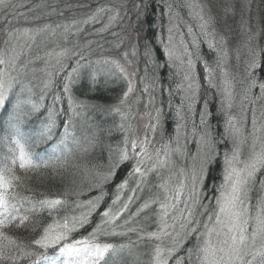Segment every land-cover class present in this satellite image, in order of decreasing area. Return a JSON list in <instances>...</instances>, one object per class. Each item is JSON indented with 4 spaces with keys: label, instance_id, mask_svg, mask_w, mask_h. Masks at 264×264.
Masks as SVG:
<instances>
[{
    "label": "trees",
    "instance_id": "16d2710c",
    "mask_svg": "<svg viewBox=\"0 0 264 264\" xmlns=\"http://www.w3.org/2000/svg\"><path fill=\"white\" fill-rule=\"evenodd\" d=\"M192 1L196 0H9L6 3L7 6H2L0 10V55H3L4 58L10 56L11 46L8 47V44H12L11 42L17 37V29L44 26L49 22L71 15L78 16L80 19L78 27L74 26L70 32L66 33L67 40L60 42L61 45L64 43L71 45L66 56H58L47 61L46 57L51 51L49 48L53 44V42H49L51 38L46 41H38L30 54H36L33 60L36 62L37 71L42 74L40 79L53 82L49 93L44 96L43 100H40L42 107L36 112L46 120L49 118L50 108L55 113V126L50 139L40 136L49 120L44 123L38 136L28 134L34 142L32 148L34 154L45 159L60 154L59 151H55L53 154L47 151H50L52 147L57 148L63 138L65 123L73 114L69 109V94L64 91L66 83L70 88H73L70 94L76 104L82 105L76 107V112H82L85 117L83 120H86V122L72 123L77 127L69 129L71 133H74V136H71L67 142L68 147L73 149V155L64 168H58L55 171L51 168L41 169L39 173L28 174L32 177L29 181L31 188L48 196H60L67 200L65 209L59 213L60 216L79 215L81 212H87L89 210L87 202L102 197L98 202V207L89 216V222L73 232L72 239L85 237L92 232L100 223L101 214L112 205L117 195L120 196V200L114 206V210L122 206V199L125 198V195L133 197L132 204L136 209L140 208L147 200L157 197L160 201L165 199V194L159 196L153 190L154 185L165 181L164 167H158L149 172L144 178L143 185L139 188L134 187L135 192L131 186L139 177L129 176L135 165L134 159L112 168L116 153L123 146L125 136H128L126 119L122 120L121 116L113 111L115 107H119L120 111L125 113L124 103L121 104V100L125 102L124 93L127 91L128 79L125 72L122 73L111 63L113 60L118 61L121 67L126 66L134 71L137 81L136 91L145 89L151 91L154 101L153 113L156 115V109L160 110L155 148L160 150V157H164L165 145H167L169 153L167 157L173 158L170 155L173 154L180 160L184 170L183 173L180 170L184 179L180 178L181 175L178 173L176 182L171 181V184H177L175 186L184 184L181 202L174 209L177 210V219L174 222L175 232H180L183 235V231H186V229L181 230L180 228V224L183 222L182 210L183 215H187L185 201H187L188 207L193 209V219L200 222V232L204 231L203 225L208 223V215L213 212L215 207V197L219 195V186L224 181L225 154L230 156L235 145V147H239L242 157L248 154L251 146L248 137L251 136L249 131L252 124L250 122H253L249 115L257 106L264 105V96H261L258 87L259 83L264 82V48L260 49L257 54L259 67L250 70L249 67L238 63L233 70L231 74L232 107L226 108L220 102L223 98L220 82L224 73L223 65L226 63L221 61L222 54L218 45L211 41L215 47H210V41L206 39L205 34L199 33L195 28L192 20L194 11ZM169 6H171V11ZM97 8L106 10L98 14L96 21L83 23ZM108 9L113 11H108ZM117 12L118 15H116ZM111 15H116V19L109 23ZM172 19L179 21L181 30L186 34L185 42L189 45V53L192 54L191 58L194 62V75L199 84L192 111L189 113L185 103V106L180 110V116L177 115V109L185 95L184 91L178 87L183 84L182 75L176 60H170L165 51L167 30ZM105 25L108 27L104 31H99V29L105 28ZM189 28H191V32H189ZM79 40L84 41L79 42ZM4 45L7 51L4 50ZM133 49H135V55ZM146 50H150V56H145ZM125 52L128 53L127 57L124 56ZM24 61L26 62V60ZM218 61H220L219 64ZM77 62L80 65L78 72L72 73V69L78 67ZM206 64L208 68L212 69L211 77L205 70ZM10 65H0V68L6 69L11 76ZM250 71L252 76H249ZM70 73H72L71 81L66 79ZM253 78L257 81V87L251 89L248 99H244L245 89ZM19 79V81H15L9 99L5 102V107L0 109V128L5 126V123L9 124V118L14 114L13 105H15L17 97L23 94L21 89L34 84L37 87L42 85L31 74H25ZM39 96V93L35 94V101H39L37 100ZM57 96L59 99H56ZM205 101L208 102L206 110L209 113L206 117V126L201 124L200 116L201 112L205 110ZM30 113L29 110L27 118L25 115L22 116V122H27L26 126L29 123ZM229 114L235 118L233 123L237 122L235 126L240 129L237 135H233L228 130ZM239 118L242 121H239ZM121 124L124 125L123 130L119 127ZM178 124L181 125L179 131L177 130ZM205 132L210 136L214 146L211 153L213 158L212 162L205 166L203 182H198L196 186L199 203L193 204V200L189 199L192 192L191 175L194 170L199 174L201 161L208 152L207 146L199 144L200 135ZM10 133L11 131L6 134H3V131L0 132L4 136L10 135ZM86 137L88 139L94 137L95 144L89 147L87 152H84L77 148L73 139L80 140L81 147H83L87 144ZM6 154L7 148L5 150L0 145V158ZM146 167H150V163L146 164ZM110 170L114 174L106 180L102 179V176ZM159 171L163 172L161 176H158ZM20 174L23 175V173ZM126 179L128 186L118 191L117 186ZM263 183L264 169H261L250 184L252 191L250 201L257 196ZM21 192L25 195L33 194L24 192L23 189ZM65 193H67L66 196ZM172 194L174 193L170 192L169 195ZM78 205L80 206L78 207ZM157 211L159 214V203L152 204L140 213L143 218H133L127 226L116 227V231H127V228L137 226L142 231H156ZM130 216L132 214L128 215L127 211L124 212L116 224L123 225ZM34 219L39 220L41 226L51 222L47 213ZM111 230L109 227L108 231ZM39 231V228L32 231L31 227L27 230L11 228L8 230V235L28 242L39 235ZM197 235L188 236L176 253V256L185 258V264H188L187 249L197 243ZM98 239L101 243L131 245L139 259L136 260L135 257L127 256L125 253V264H148L152 248L157 243V241L149 240L146 237L140 238V231L128 232L123 236L101 235ZM166 242H169V246H171L170 239H166ZM48 254L53 255L54 253L49 250ZM19 264H28V262L22 260ZM169 264H176L175 257L170 259Z\"/></svg>",
    "mask_w": 264,
    "mask_h": 264
},
{
    "label": "snow or ice",
    "instance_id": "6c2138e0",
    "mask_svg": "<svg viewBox=\"0 0 264 264\" xmlns=\"http://www.w3.org/2000/svg\"><path fill=\"white\" fill-rule=\"evenodd\" d=\"M0 6H7L6 0H0ZM105 8H97L95 12L84 20L83 23L96 21L98 14L104 12ZM171 11V6H169ZM108 11H113L108 9ZM118 15V12L116 13ZM116 15L109 16V23L116 19ZM199 19L202 21L200 28L206 35H211L207 31L211 18L204 19L202 13H197ZM73 21V24H76ZM45 29L49 28V25L44 26ZM59 27V25L57 26ZM69 26H65V32L68 31ZM105 28L99 29L104 31ZM40 29L39 31H43ZM31 30L24 29V33L28 34ZM79 31V29H78ZM171 32V29H169ZM191 32V28H189ZM11 35V34H10ZM34 38V37H33ZM223 39V38H222ZM171 41V36H169ZM210 47H215L211 41ZM119 47V45H117ZM166 54L169 59H176L180 61V64L185 63L181 56H178L174 49L171 47H165ZM184 52L187 54V70L184 72L183 79L185 84L178 85L185 95L182 97V103L177 109V115L180 116V110L185 106L189 113L192 111L193 105L197 98L199 84L194 75V62L191 58L192 54L188 52L185 47ZM68 50H63L58 53V56H66ZM135 55V49H133ZM145 56H150V50L145 51ZM128 53L125 52L124 56L127 57ZM19 58L18 54L9 56L6 60L3 55H0V65L11 64L15 66L16 60ZM82 58V57H81ZM59 63V61H57ZM108 62V61H106ZM122 73L125 71L118 61H111ZM220 61H218V64ZM72 69V73H77L80 67ZM249 69H256L259 67V61L254 54L248 65ZM205 70L208 72L209 77L212 75V69L205 65ZM72 73L66 78L69 81L72 79ZM226 75V73H224ZM249 76H252V72H249ZM15 83V78L10 76L4 68H0V109L5 107V102L9 99ZM52 80L45 81V88L52 85ZM257 87L256 79H251L248 87L245 89L244 99H248V94L251 89ZM261 96H264V82L258 85ZM232 84L228 79L223 80V94L224 100L222 103L226 108L232 107ZM132 83L129 81L128 91L124 93L125 99L128 94L132 92ZM24 89H21L23 92ZM30 91V89H29ZM64 91L69 93V109L72 111L73 116L78 115L76 107V101L70 94V86L68 83L64 85ZM147 91V89H145ZM56 99H59L57 96ZM43 100V97H41ZM124 100H121V104ZM207 101H205V110L201 112V124L206 126V117L209 115L207 112ZM28 104L31 106V111H38L42 105L34 103L32 100H20L17 97L14 108V114L9 118V128L11 133L4 137L6 142L7 154L0 158V264H19L20 261L26 260L28 264H125V253L127 256H138L132 251L131 245H115L111 243H101L98 237L104 236H123L128 232L140 231V238H148L149 240H155L150 253V260L148 264H169L170 259L175 257L176 264H185V258L176 256V253L183 246L185 239L193 234L197 235V243L187 249V261L188 264H264V196L258 201L255 208V214L253 215L250 205L249 193L250 184L253 181L256 173L264 169V147L260 151H255V143L258 139L255 136L256 132L261 131L260 128H256V121L253 120L254 125V139H253V151L249 158L244 161L240 158L239 147H234L232 154L229 156L225 154V170L224 181L219 186V195L215 197V207L213 212L208 215V223L203 225L204 231L200 232V222L193 219V209L188 207L187 201H185V208L187 215L181 213L183 222L180 224L183 235L180 232H175V225L169 224V212L171 209H175L176 205L181 202V196L183 195L184 184L181 183L174 190V194L169 195V189L167 188V182L159 185V187L165 193L164 201H160L159 197L145 201L140 208L137 209L129 219L124 221L123 225H117L116 221L126 212L129 208V202L133 200L132 196L128 197V201L125 202L120 208L114 210V206L120 200V196L117 195L110 205L102 214L101 221L87 236L79 239H72V233L82 228L89 222V216L98 207V202L102 197L96 198L95 201H88V211L81 212L79 215H63L59 213L65 209L67 200L60 196H48L44 193H40L37 190L29 186V181L32 179L29 173H39L41 169L51 168L55 171L58 168H64L69 158L73 155V149L69 148L67 141L70 136H74L69 129L73 127L72 117L65 123V131L63 138L59 142L55 151H59V155L49 156L48 158L37 157L32 151L33 141L30 136L21 131L20 124L22 122V116L24 113L21 111V105ZM114 112L121 116V119H125V113L120 111L119 107L113 109ZM160 110L156 109V115L152 117L155 123H150L146 128H150L154 133L159 124ZM55 113L49 109V123L45 126L44 131L40 133L41 137L51 138L52 129L55 126ZM181 119L183 117L181 116ZM234 117H229L227 121L228 130L233 135H237L240 129L233 123ZM15 121V122H13ZM120 129H124V125L121 124ZM181 125H177V130ZM264 127V126H262ZM195 131V129H194ZM87 144L81 147V141L73 139V143L80 148L81 151L87 152L89 147L95 144V138H85ZM151 141L148 139L147 133L144 138L137 140H129L126 135L123 141V146L120 147L116 153L115 162L112 168L119 166L125 161L136 159L132 172L129 176H138L137 187L139 188L144 183V178L149 172L156 170L158 167H164L167 163L168 146L165 145V155L162 159L160 157V150L157 149L155 153L150 154L148 151V145ZM199 144L207 146L208 152L204 155L201 161V168L199 174L194 170L191 175L192 192L189 199L193 200V204L199 203V195L197 193V183L203 182V175L205 166L212 162L211 153L214 150L210 136L205 132L200 135ZM63 146V147H61ZM129 146L132 150L130 155ZM139 149V151H136ZM150 163L151 167H146V164ZM242 165V166H240ZM20 173H23L20 174ZM113 171L102 176V179H108L113 175ZM128 186V180H124L118 185V191ZM21 189L27 193H33L31 195L22 194ZM135 192V189H133ZM65 196L67 193L64 194ZM42 197V198H38ZM159 203V214L157 220V230L146 232L137 227L127 228V231L117 232L116 227H125L135 216H139L141 212L148 209L152 204ZM80 205H78L79 207ZM47 213L51 218V222L41 226L39 220L34 219L41 217L42 214ZM175 221L177 217L173 216ZM34 225V227H33ZM211 225V226H210ZM36 231L40 229L39 235L35 238L25 242L16 236L8 235V230L11 228L16 229H29ZM111 227V231L108 228ZM172 229V231H169ZM166 239L172 241L171 246H162ZM260 241L257 246V241ZM49 250L53 251V255H49Z\"/></svg>",
    "mask_w": 264,
    "mask_h": 264
},
{
    "label": "rangeland",
    "instance_id": "374dc122",
    "mask_svg": "<svg viewBox=\"0 0 264 264\" xmlns=\"http://www.w3.org/2000/svg\"><path fill=\"white\" fill-rule=\"evenodd\" d=\"M9 2V0H6V3ZM193 8V24L195 25V28L199 33L205 34L200 28V24L202 21L199 19V16L197 13H202L205 20H208L211 18L209 27L207 31L211 33V35H206V39L209 41L214 42L218 45L219 51L222 54L221 61L225 62L226 64L223 65V72L226 73V75H222V89H223V80L228 79L231 81L232 72L238 65V63H242L244 66L248 67L250 60L252 59L253 55L259 53L260 49L264 48V0H196L192 1ZM2 6H0L1 10ZM73 21H76V24H73ZM80 22V19L78 16H67L63 19L49 22L46 25H49L50 27L45 29L44 26H34L27 29H30L31 31L28 34L24 33V29H17L16 35L17 37L14 39L12 44H8V47L11 46L10 56L18 54L19 58L15 62V66H11V76L15 78V81H19V77H22L23 75L31 74L32 77L35 78V80L39 83H42L41 86L37 87L35 84L33 86H25V89L23 91V94L19 97L20 100L26 101V100H32L36 104H41L42 101L41 97L44 98L45 95L49 93L51 90V86L48 88H45V79L42 78V74L37 71L36 68V62L33 60L36 57V54L30 55L33 51L34 45L38 41H46L48 38H51L49 42H53L51 47L49 48L50 54L46 57L47 61L52 60L56 57H58V53L62 52L63 50H69L70 46L69 43H64L61 45L60 42L66 41L67 36L66 33L70 32L71 29L75 26L78 27ZM59 25V27H57ZM68 27V31L65 32V26ZM181 25L179 21L172 19L168 30H167V44L166 46L171 47L174 49L175 53L178 56H181L185 63L183 65L180 64L179 60H176V63L178 65V68L180 69L183 84L186 86V81H184L183 76L184 72L187 70V59L188 56L184 52L185 47L187 48L188 52L190 51L189 45L186 40V34L183 30H181ZM26 29V28H25ZM40 29H44L43 31H39ZM171 29V32L169 31ZM4 35V34H3ZM169 36H171V41L169 40ZM34 37V38H33ZM223 38V39H222ZM84 40H79V42H83ZM4 50L7 51V48L5 45L3 46ZM8 59L7 57L5 58ZM66 59V58H63ZM21 60V61H20ZM26 60V62L24 61ZM125 71L126 77L128 79V86L127 91L129 87V81L132 83V92H130L125 99L124 102V108H125V115H126V125H127V132H128V138L131 139H143L145 133H147L148 139L151 141V143L148 145V151L150 154L155 153L156 151V144H157V132L158 127L156 128V131L153 133L150 128H146L147 125L150 123H155L156 121L152 119V117L155 116L153 113V98L151 96V91H145L140 90L136 91V77L135 73L132 69L129 67H122ZM45 69V68H44ZM7 72V70L5 69ZM39 73V74H37ZM218 76V75H214ZM215 81V79L213 78ZM44 81V82H43ZM216 82V81H215ZM217 83V82H216ZM30 89V91H29ZM73 88H70V91ZM126 91V92H127ZM137 92V93H136ZM39 93L40 96L35 101V94ZM74 93V91H73ZM69 94V93H68ZM221 96L224 100V94L221 93ZM69 101V99H68ZM29 110L31 111V106L28 104H22L21 105V111L24 113L25 117L27 118ZM78 115L72 117V123L74 122H86V120H83L85 117L82 115V112H77ZM229 117H232L230 114ZM249 117L256 121V128H260L261 131L256 132L255 136L258 137L256 143H255V151H260L262 147H264V105L257 106L256 109H254ZM77 118L76 120H74ZM28 126H26L27 122H21L20 128L21 131L25 134H33L31 136H38L40 133V130L44 127V123L49 120V118L40 117L38 113L35 111H31L30 116H28ZM235 121V120H233ZM239 121H242V119L239 118ZM160 122V117H159ZM128 123V124H127ZM235 122L234 124H236ZM252 124V127L250 128L249 133V139H250V149L248 154H246L244 157L240 155L241 160L246 161L249 156L251 155L253 151V139H254V125L253 122H250ZM74 128L77 127V125L72 124ZM72 127V128H73ZM3 131V134H6L11 131L8 125L2 126L0 128V132ZM1 135V147L5 148L6 150V142L4 141V136ZM71 137V136H70ZM69 137V138H70ZM69 141V139H68ZM67 141V142H68ZM68 145V144H67ZM236 146V145H235ZM234 146V147H235ZM54 147L51 148L50 151H47L48 153H54ZM136 151H139L137 149ZM130 154H132L131 148H129ZM164 153V152H163ZM165 154V153H164ZM173 156L167 157V163L164 166L165 171V181L167 182L166 186L169 189L170 192L174 193V187L176 189L177 185L176 183L171 184V181L174 180L176 182L177 174L181 172L183 173L184 170L181 167V162L173 154H170ZM162 157V156H161ZM164 157H162L163 159ZM134 162L136 164V159H134ZM242 166V165H240ZM151 167V164H150ZM163 174L162 171L158 172V176H161ZM181 175V173H180ZM184 175H181L180 178ZM163 182H159L156 185L153 186L154 193L156 195L162 196L164 195V191L159 187L160 184ZM143 185V183L141 184ZM134 187H137V181L135 183H132L131 189H134ZM184 191V189H183ZM251 188L249 193V199L251 196ZM264 196V183L262 187L260 188V191L258 192L257 196L250 201L251 210L253 215L255 214V208L257 206L258 201L261 199V197ZM123 204L128 201V195H125V198L122 199ZM133 201L129 202V209L127 210L128 215L133 214L137 211V209L133 206ZM122 204V205H123ZM173 210V211H172ZM171 213H169L168 222L169 224H174V220L172 219L173 216L176 217L177 210L171 209ZM158 215V211L156 213ZM133 218L141 219V214L139 216H135ZM260 241H257V246H259ZM169 242L164 241L162 246H169ZM133 251V247H132Z\"/></svg>",
    "mask_w": 264,
    "mask_h": 264
}]
</instances>
